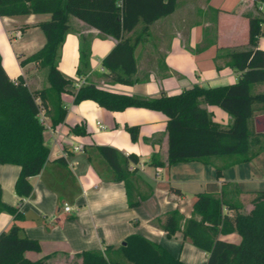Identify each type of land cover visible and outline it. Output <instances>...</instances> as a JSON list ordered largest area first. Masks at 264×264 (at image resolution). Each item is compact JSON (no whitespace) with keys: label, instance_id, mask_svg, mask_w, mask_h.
Masks as SVG:
<instances>
[{"label":"crops","instance_id":"1","mask_svg":"<svg viewBox=\"0 0 264 264\" xmlns=\"http://www.w3.org/2000/svg\"><path fill=\"white\" fill-rule=\"evenodd\" d=\"M259 6L260 9L255 0H176L174 11L153 21L137 44V71L131 84L113 81L102 62L118 39L70 15V28L57 58L59 68L73 80L70 90L61 94L63 103L69 106L66 118L55 126L63 134L45 131L51 149L49 158L41 172L30 177L34 189L22 205L23 218L17 220L25 233L41 244L39 250L25 251L28 258L49 255L50 264H70L77 252L118 246L129 234L140 233L190 264L207 263L206 250L184 237L182 231L169 236L158 219H164L175 208L185 217L190 216L196 193L203 190L222 195L227 202L241 204L242 210L250 211L253 197L264 191V139L252 146L257 152L247 160L239 154H226L169 164L165 112L136 105L111 110L93 99L76 103L73 90L93 81L112 90L150 97L162 91L176 93L194 83L232 84L247 68L244 61L243 67L235 65L234 53L264 48V36L257 43L250 40V16L261 14L264 2ZM50 17V12L0 14L3 65L11 78L22 75L33 91L49 85L47 69L34 60L21 63V58L44 45L46 34L40 23ZM142 24L139 22L125 35L134 37ZM83 46L90 55L84 74H80ZM251 91L264 94V81L253 83ZM263 102L258 101L257 105L262 106ZM202 105L220 125L233 122V115L219 105ZM263 112L261 107L254 113L255 132H261L256 129L255 117ZM45 114L51 123V117ZM74 124L84 125L87 133L72 131ZM127 124L140 125L136 139ZM77 144H83V148L76 149ZM98 144H111L125 153L138 154V171L130 191L124 180L112 178L110 166L96 148ZM154 154L165 164H150ZM20 169L17 163L0 162L2 199L8 204L19 202L15 182ZM170 186L182 192L173 191ZM136 199L140 202L130 205L129 201ZM65 203L71 205V210L64 208ZM225 211L234 214L236 210L225 205ZM13 221L12 213L1 211L0 232ZM220 236L233 241L241 238L237 231Z\"/></svg>","mask_w":264,"mask_h":264},{"label":"trees","instance_id":"2","mask_svg":"<svg viewBox=\"0 0 264 264\" xmlns=\"http://www.w3.org/2000/svg\"><path fill=\"white\" fill-rule=\"evenodd\" d=\"M255 1L260 9L259 5L264 0ZM175 7L176 0H0L1 15L51 13L49 19L40 23L46 34L44 45L21 58V63L34 60L46 67L48 86L33 91L22 75L11 78L3 65L0 51V162L21 166L15 182V191L20 197L17 205L8 204L2 199L0 185V212L9 211L14 217L10 227L0 232V264H50L49 255L34 260L25 255L28 249L39 250L41 244L37 238L28 236L17 220L23 218L22 205L34 189L30 177L41 172L51 150L45 140L47 127L40 113L42 110L48 113L52 126L63 122L67 115L68 107L63 103L61 94L70 90L69 85L73 80L59 68L57 58L70 28V15H76L118 39L102 62L109 69L113 81L131 84L137 71V44L146 36L153 21L171 13ZM250 18V40L257 43L258 38L264 36V10ZM139 22L143 23L139 32L134 37L126 36L125 33L134 29ZM89 55L88 48L81 47L80 74H84L89 64ZM234 59L236 66L243 67L241 61H244L247 68L236 82L229 85L204 86L194 83L176 93L162 91L156 96L147 97L112 90L88 81L73 90L74 102L93 99L111 110L132 105L162 110L168 116L169 164L226 154H239L247 160L257 152L252 146L264 139V132L254 131V113L264 107V104L257 105L258 101H264V94L251 91L253 83L264 81V48L235 52ZM203 102L219 105L233 115V122L228 126L220 125L213 120ZM126 127L132 138L136 139L140 125L127 124ZM71 130L87 133L81 124H74ZM96 148L110 166L112 178L124 180L130 191L138 171V154L125 153L111 144H98ZM150 164L163 165L165 161L154 154ZM132 165L135 166L131 168ZM170 188L182 192L176 186ZM139 202V199L129 201L130 205ZM252 202L253 208L244 211L241 204L229 203L222 195L203 190L196 193L190 216L185 217L179 208H175L158 222L169 236L182 231L184 237L206 250V264H264V191L258 192ZM225 205L234 207L235 213L226 212ZM233 231L240 234L239 241L220 236ZM70 264L190 263L160 242L140 233H131L118 246L77 252Z\"/></svg>","mask_w":264,"mask_h":264},{"label":"built area","instance_id":"3","mask_svg":"<svg viewBox=\"0 0 264 264\" xmlns=\"http://www.w3.org/2000/svg\"><path fill=\"white\" fill-rule=\"evenodd\" d=\"M264 114V112H263ZM40 118L43 121V123L46 125L47 129L52 130L53 132L57 133V135H62L63 133L61 132V130L58 127L52 126V124L47 120V115L45 114L44 110L41 111L40 113ZM101 126H103L102 124H100ZM76 149H82L83 148V144H77L75 146ZM135 165H132L131 168H133ZM64 208L66 210H71V205L69 203H65Z\"/></svg>","mask_w":264,"mask_h":264},{"label":"water","instance_id":"4","mask_svg":"<svg viewBox=\"0 0 264 264\" xmlns=\"http://www.w3.org/2000/svg\"><path fill=\"white\" fill-rule=\"evenodd\" d=\"M255 125H256V129L257 131H261L264 132V114H258L255 117Z\"/></svg>","mask_w":264,"mask_h":264},{"label":"rangeland","instance_id":"5","mask_svg":"<svg viewBox=\"0 0 264 264\" xmlns=\"http://www.w3.org/2000/svg\"><path fill=\"white\" fill-rule=\"evenodd\" d=\"M67 107H69L67 104H66Z\"/></svg>","mask_w":264,"mask_h":264}]
</instances>
